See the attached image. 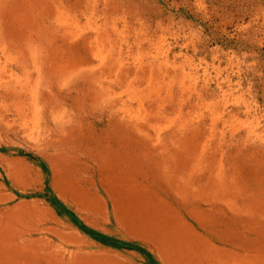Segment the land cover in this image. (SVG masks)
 Here are the masks:
<instances>
[{"label": "rangeland", "instance_id": "1", "mask_svg": "<svg viewBox=\"0 0 264 264\" xmlns=\"http://www.w3.org/2000/svg\"><path fill=\"white\" fill-rule=\"evenodd\" d=\"M0 264H264V0H0Z\"/></svg>", "mask_w": 264, "mask_h": 264}]
</instances>
